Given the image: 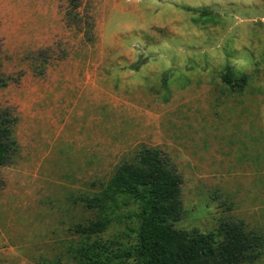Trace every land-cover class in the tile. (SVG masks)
<instances>
[{
	"label": "rangeland",
	"instance_id": "obj_1",
	"mask_svg": "<svg viewBox=\"0 0 264 264\" xmlns=\"http://www.w3.org/2000/svg\"><path fill=\"white\" fill-rule=\"evenodd\" d=\"M0 73L18 145L0 165V264H70L95 215L79 198L143 145L182 176L176 227L264 228V0H0ZM136 228L122 215L98 237L132 245Z\"/></svg>",
	"mask_w": 264,
	"mask_h": 264
},
{
	"label": "trees",
	"instance_id": "obj_2",
	"mask_svg": "<svg viewBox=\"0 0 264 264\" xmlns=\"http://www.w3.org/2000/svg\"><path fill=\"white\" fill-rule=\"evenodd\" d=\"M68 1L74 10L80 4V0ZM221 80L234 91L244 85V77H237L229 67ZM4 84L0 73V85ZM16 121L10 108H0V165L17 150ZM181 184L182 176L169 156L159 148L141 146L115 167L97 191L79 198L95 215L73 227L79 239L67 248L70 264H240L263 253L264 228H248L242 220L220 219L208 232L176 227L184 212ZM125 206L132 208L121 212ZM122 215L135 216V243L120 247L100 239L98 235Z\"/></svg>",
	"mask_w": 264,
	"mask_h": 264
}]
</instances>
